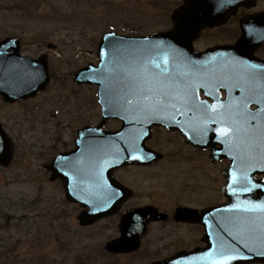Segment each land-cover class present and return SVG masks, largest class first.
Masks as SVG:
<instances>
[{
	"label": "rangeland",
	"instance_id": "obj_1",
	"mask_svg": "<svg viewBox=\"0 0 264 264\" xmlns=\"http://www.w3.org/2000/svg\"><path fill=\"white\" fill-rule=\"evenodd\" d=\"M179 4L180 0H0V41L19 36L22 53L32 58L42 54L40 46L48 49L53 74L47 95L14 105L0 100V121L14 141L12 162L0 167V264H149L155 259V251L107 254L104 244L115 238L117 218L81 228L77 220L81 209L67 203L60 184L49 182L44 165L54 155L52 139L57 133V143L63 139L69 144L71 131L101 120L96 87L75 85L73 74L97 63L102 34L117 29L124 35L166 31ZM58 107L61 114L53 118ZM59 121L69 123L65 133L57 132ZM119 126L111 121L105 130ZM203 162L204 158L191 164L167 161L123 176L129 182L146 180L153 200L171 210L187 200L168 198L170 180L178 189L184 178L209 179L213 169Z\"/></svg>",
	"mask_w": 264,
	"mask_h": 264
},
{
	"label": "water",
	"instance_id": "obj_2",
	"mask_svg": "<svg viewBox=\"0 0 264 264\" xmlns=\"http://www.w3.org/2000/svg\"><path fill=\"white\" fill-rule=\"evenodd\" d=\"M250 1L252 0H183V5L173 12L171 17L173 28L168 32L147 38L122 37L114 33L103 36L97 50L100 60L98 67L89 65L75 74L76 83L98 86V99L103 119L98 127H85L81 130L78 133L75 150L60 155L48 167L53 173L57 171V175L60 176L67 201L79 204L84 209L78 217L81 226L92 225L113 214L130 196L126 194L118 197L110 208H108L111 204L109 198L86 197L85 168L97 167L101 172L109 170L110 173V170L117 167L159 160L160 155L151 152L145 146V141L151 136V127L178 123L177 120H172L166 110L168 106L176 103L171 102L183 92V89L179 87L178 90L170 89L167 86L158 88L156 86L158 84L155 83L158 80L155 74L158 69H155L156 64L153 59L162 56L163 51L168 49V55L173 62L170 64L167 80L160 81H167L170 85H180L182 78L177 70L178 59L189 54L184 50L191 52L190 46L203 28L226 22L235 13L237 7ZM9 44L8 41L0 43V94L6 102L14 103L19 99L33 98L38 91L44 90L49 82V75L46 62L23 59L18 55L17 49L6 52L10 48ZM241 46L242 42L233 49L239 51ZM146 62L148 65L145 64ZM136 80L138 84L133 85ZM166 96L171 99L165 100ZM203 107L211 110L204 103ZM115 119L123 122L122 129L118 132H103L104 125ZM261 127H263L262 123L251 127V135L256 132L254 134L261 137L264 133ZM191 142L197 144L194 139ZM253 152L254 150L251 149L250 154ZM213 153L214 151L212 156ZM10 160V141L0 128V165L7 166ZM245 172L250 178L248 185L245 186H235L232 181L235 171L231 172L229 169L226 172L229 185L224 192L229 202L223 207L207 211L204 215L217 217L219 227H223L225 223L228 224L225 227H231L229 230L224 228L219 230L226 234V237L219 239V242L230 244L224 247L220 244L217 247L216 251L220 257L214 264L264 263V208L254 207L264 205V184L253 182L258 170L250 167ZM104 176L111 181L106 172ZM238 187L249 189L243 191L245 193L243 203L236 201L235 194H242V191L236 193L233 189ZM86 206H90L87 212H85ZM152 210L147 209L150 211L147 214L144 211L129 212L120 226L122 237L108 243L105 249L115 254L136 251L139 245L138 241L133 239V223L136 219H145L146 222L150 220ZM197 214L196 210L180 208L177 210L176 218L195 222L199 220ZM220 248L225 249L220 251ZM225 256H231L233 259L224 260ZM153 264H197V262L194 261V253L193 255L181 253L175 258Z\"/></svg>",
	"mask_w": 264,
	"mask_h": 264
},
{
	"label": "flooded vegetation",
	"instance_id": "obj_3",
	"mask_svg": "<svg viewBox=\"0 0 264 264\" xmlns=\"http://www.w3.org/2000/svg\"><path fill=\"white\" fill-rule=\"evenodd\" d=\"M260 16H264V0H252L247 4H243L237 8L236 13L225 24L204 29L193 43V48L195 51L202 53L212 48L231 46L238 43L244 32L242 22L245 20H250L251 23L248 24V29L253 34L264 31V27L261 25L264 23V17ZM240 54L247 55L248 60L246 58L244 60L238 58L235 60L234 55L230 56L227 54H216L206 58L190 59L188 61L189 65L205 71L212 82L202 83L200 81L194 82V85H181L183 88L187 86L192 88V91L188 95L184 93V96H182L180 117L183 122H186V119L189 122L192 120L195 135L201 137L203 117L209 118L211 121L210 132L207 134L209 137L199 142L203 144L210 143V145L217 149L221 138H226V141L229 143V149L232 152L234 147L240 152H245L244 148L246 144H249L247 135L250 129V118L249 114L244 112L245 101L257 100L260 104L264 105V38L252 36L251 40L244 45ZM181 63L184 65V68H190V66H185V58L181 59ZM260 63L262 64L261 66L258 65ZM241 64H245L242 74L235 73L236 65ZM194 72L196 76L200 74L195 69ZM250 85H254V87L251 89ZM49 91L50 88L40 94L39 97L47 95ZM201 102H205L209 106H214L211 109L212 112L210 115L202 112ZM251 108L256 109V106L252 105ZM58 114H61V111L56 109L53 112V118ZM57 124L59 125L57 128V132L59 133H65V130L69 126V123L61 124L60 121ZM204 127L208 130L209 125L205 124ZM182 128L186 134L191 131L185 124H182ZM224 130H228L229 134L227 136L222 134ZM239 131H242L243 142L241 144L237 141L235 145L234 137L238 136ZM152 132V139L147 145L163 154L162 161L151 166H132L112 170L110 173L113 178L132 190V197L121 206L116 214L102 221L117 218L116 234L115 238H113L116 239L121 235L119 230L121 218L128 210L146 207L156 208L160 213L165 214L167 218L148 222L144 230H142V222H137L133 239H139L140 251H155L152 253V256L155 257L152 261H156L173 256L179 251L197 250V261L206 264L210 263L216 258L217 254L216 251H213V248H217L219 244L226 246L223 242H219V239L226 237V234L219 231L222 227H219L217 217L200 215L199 220L195 224H192L177 222L174 219V215L176 209L180 206L197 209L199 213H202L205 210L215 208L224 203L223 196L218 200V194L219 192L221 193L225 179L223 177L218 179L215 167L217 168L219 164L223 163L227 166L229 161L223 160L212 163L208 150L187 144L184 135L179 131L153 128ZM70 134L71 142L69 141V144H73L75 139L74 132L71 131ZM219 137L221 138L219 139ZM58 138L59 135L57 133L55 139L54 137L52 139V148L56 149L58 146L62 151H67L68 142H63V139H60L57 143ZM61 143H63V146H60ZM160 148H163L164 151L160 150ZM262 150H264V146ZM201 158H204L203 165L205 167H209V170L213 169V174L211 173L209 179L184 178L178 184L180 187L178 189L170 180V189L167 190L168 198L176 197L187 200L175 204L171 210L165 209L167 207L164 203L153 200L152 189L151 187L150 189L147 187L150 185L146 180H133L129 182L123 176L127 171H147L167 161L179 160L181 164H191L195 159L200 160ZM261 161H264L263 157H261ZM234 180L242 184L245 181L240 178H235ZM257 180L264 181V176L258 177ZM85 182L88 184L86 186L87 189L94 193L97 191L112 193L115 190V187L112 185V180L107 181L100 176L99 180H95L91 175L85 178ZM100 195L98 194V196ZM208 228H210V232H208Z\"/></svg>",
	"mask_w": 264,
	"mask_h": 264
},
{
	"label": "snow or ice",
	"instance_id": "obj_4",
	"mask_svg": "<svg viewBox=\"0 0 264 264\" xmlns=\"http://www.w3.org/2000/svg\"><path fill=\"white\" fill-rule=\"evenodd\" d=\"M206 107H214V106H206ZM222 134L227 136L229 134L228 130H224ZM252 187H258V185H252ZM248 190H249L248 188L242 189V191H248ZM254 207L264 208V205H257V206H254ZM230 259H233V257H231V256H225L224 257V260H230Z\"/></svg>",
	"mask_w": 264,
	"mask_h": 264
}]
</instances>
